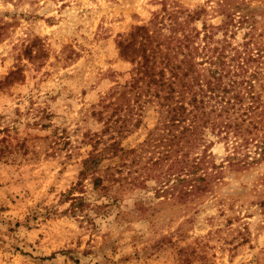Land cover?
Here are the masks:
<instances>
[{
  "label": "rangeland",
  "instance_id": "374dc122",
  "mask_svg": "<svg viewBox=\"0 0 264 264\" xmlns=\"http://www.w3.org/2000/svg\"><path fill=\"white\" fill-rule=\"evenodd\" d=\"M203 33L263 65L264 0H0V264H264V160L225 167L209 134L186 195L150 175L171 157L136 67Z\"/></svg>",
  "mask_w": 264,
  "mask_h": 264
},
{
  "label": "trees",
  "instance_id": "16d2710c",
  "mask_svg": "<svg viewBox=\"0 0 264 264\" xmlns=\"http://www.w3.org/2000/svg\"><path fill=\"white\" fill-rule=\"evenodd\" d=\"M239 18L246 21L247 15L242 13ZM202 37L203 43L186 51L180 39L169 38L177 43V51L168 45L158 70L154 61L148 64L155 54L149 51L136 67L142 75L133 77L134 81L147 78L152 85L143 103L155 106L156 120L150 130L154 138L146 143L165 142L164 150L171 157L163 172L150 169L157 182L156 193L161 196L181 197L190 191L183 184L189 185L194 168L214 145L209 134L234 140L222 159L225 167L243 169L264 160V64L250 69L257 60L250 49L227 50L229 43L220 47L210 44L208 33ZM141 106L136 110L142 111ZM204 117H208L207 122H203ZM120 135H111L101 149L90 153V163L97 165L101 159L118 154L121 158L125 150L117 140Z\"/></svg>",
  "mask_w": 264,
  "mask_h": 264
}]
</instances>
